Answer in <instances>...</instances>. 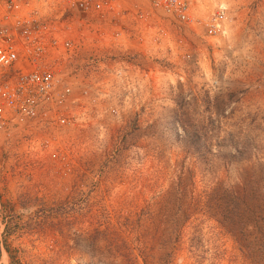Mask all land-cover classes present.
<instances>
[{
    "label": "rangeland",
    "instance_id": "1",
    "mask_svg": "<svg viewBox=\"0 0 264 264\" xmlns=\"http://www.w3.org/2000/svg\"><path fill=\"white\" fill-rule=\"evenodd\" d=\"M116 4L76 126L54 128L67 164L0 169V264H264V0L199 1L188 24Z\"/></svg>",
    "mask_w": 264,
    "mask_h": 264
},
{
    "label": "built area",
    "instance_id": "2",
    "mask_svg": "<svg viewBox=\"0 0 264 264\" xmlns=\"http://www.w3.org/2000/svg\"><path fill=\"white\" fill-rule=\"evenodd\" d=\"M141 1L163 11L175 23L188 24L192 22L191 8L199 1L212 0ZM117 7L116 0H0V130L23 121L36 122L46 128L76 126L77 115L68 111L65 103L81 102V97L71 94L74 83L79 87L82 83L73 80L82 73L96 70L97 40L106 43L108 39L111 45H116L120 38L101 30L108 23V13L114 24L122 19L119 13L124 10ZM128 16L136 24L143 19L139 11ZM224 18L223 7L216 6L207 21L208 36L225 32ZM72 26L78 28L79 34L71 30ZM73 33L88 40L81 43L71 36ZM111 50L115 56L123 52L121 46ZM67 72L74 74L68 81L65 80ZM114 73L119 75L121 70L115 69ZM83 92L85 94L86 90ZM58 143L54 142L55 146L47 142L34 143L31 150L35 155L31 160L20 161L16 155L13 175L19 176L23 168V179L25 169H37L46 164V159L67 164L73 144Z\"/></svg>",
    "mask_w": 264,
    "mask_h": 264
},
{
    "label": "crops",
    "instance_id": "3",
    "mask_svg": "<svg viewBox=\"0 0 264 264\" xmlns=\"http://www.w3.org/2000/svg\"><path fill=\"white\" fill-rule=\"evenodd\" d=\"M73 27L74 26L71 27V30L74 31L76 34H79L77 31L78 28H73ZM75 33L71 35L75 40L80 41L81 43H85V41L88 40L87 38L83 37V35H80V37L74 36ZM105 75L107 74L105 73ZM79 79L80 78H77V80ZM80 81L82 83V86L80 88L86 90L85 83H83L84 80H80ZM101 82L102 81H99V83ZM109 82L110 80L104 81L105 87H108ZM88 91L91 94L92 89L89 88ZM71 96L75 97L76 95L72 93ZM37 124L38 123L36 122L26 123V121H23L21 122V124L17 126L7 127L6 129L0 130V169H2V174L4 173L3 176L5 175V173L6 175L10 176L9 173L14 168V165L12 164L16 155L20 158V161L33 159L35 153L31 150L32 149L31 147L33 146L34 143L47 142L51 146H55L54 136L56 135L58 136V138L62 137L63 138L62 141L64 143L69 139L67 133H69L70 131H68L67 133L61 131V129L54 131L55 130L54 128H46L43 127L42 125H37ZM26 134H30V135L25 137ZM35 171H36V167L32 169V173H35ZM6 178L7 181L10 180L8 179V177H5V179ZM11 184L12 183H9V185Z\"/></svg>",
    "mask_w": 264,
    "mask_h": 264
}]
</instances>
